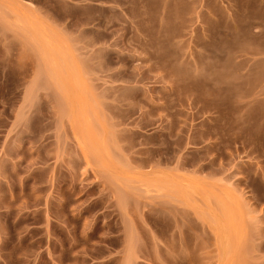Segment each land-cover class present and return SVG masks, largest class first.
<instances>
[{"label":"rangeland","instance_id":"obj_1","mask_svg":"<svg viewBox=\"0 0 264 264\" xmlns=\"http://www.w3.org/2000/svg\"><path fill=\"white\" fill-rule=\"evenodd\" d=\"M0 264H264V0H0Z\"/></svg>","mask_w":264,"mask_h":264}]
</instances>
